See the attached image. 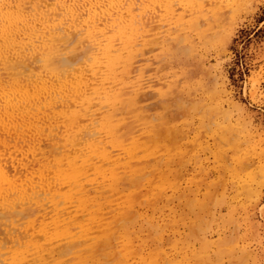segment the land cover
Listing matches in <instances>:
<instances>
[{"label": "rangeland", "instance_id": "374dc122", "mask_svg": "<svg viewBox=\"0 0 264 264\" xmlns=\"http://www.w3.org/2000/svg\"><path fill=\"white\" fill-rule=\"evenodd\" d=\"M26 1L28 10L39 2L54 11L63 6V2L74 3L75 0ZM79 1L83 0H76V4ZM117 1L109 3V0H101L102 4L94 0L93 4L98 6L96 12L100 17L102 14V18L108 10L107 14L112 12L113 17L134 18L138 21L136 26H139L140 19L144 28L137 26L138 29L131 35V42L121 44L122 47L128 45V48L123 50L124 60L112 74L108 77L98 74L102 79H97L107 84V93L100 91L101 94H97L92 86V77L95 79L92 60L97 53L96 47L85 34L81 35L83 28H79L80 31L71 29L69 37L57 42L59 54L56 53L52 61L58 62L59 66L62 56L65 58L61 61L69 59L76 63L74 71L70 61L71 69L60 64L59 72L64 70L62 77H66L72 75L63 76L70 70L71 73L77 72L75 76L81 74L86 81L91 79L89 83L94 95L90 87L87 96H83L85 98L66 90L68 94L71 92L68 96L70 100H66L71 102L72 107L67 101L66 106L69 107L67 110L70 107V111L75 110L71 111L72 115L62 113L63 107L49 110L41 104L39 113L32 109L31 118L38 116L35 120L27 117L22 121L18 117L22 122L15 119L16 126L9 121L0 124V165L5 166L6 163V166L8 164L15 169V165L25 162L27 168L24 164L21 166L33 171L30 173L25 169L24 172L22 169L21 177L14 178L17 186L24 182L22 188L29 195L20 190L21 186L10 188L8 183L0 184V194L4 195H0V264H264V0ZM63 8L55 11L56 15L61 12V16L57 17L63 18L64 25L68 16L66 8ZM114 9L121 13L116 10L118 14H115ZM83 13L81 19L88 16L87 10ZM136 14H140L139 19H136ZM127 15L130 17L127 18ZM39 44L30 45V51H34V46ZM8 55H4L11 58H7V62L10 60L8 64L6 59L2 61L3 58H0V67L3 64L5 68L2 65V72L6 73L5 78L0 73V87L4 86L5 90L13 83V79L8 82V77L12 78L8 67L16 62L13 56ZM43 55V59L41 55L35 58L37 55L32 53L26 57L25 65L28 62L32 70L27 66L21 70L25 72L21 78L26 82L30 75L33 81L39 70L41 77L51 78L48 67H45L46 55ZM5 79L8 82L6 85ZM4 88H0V93ZM129 89L134 90H130L131 102L125 107L130 96ZM112 91L115 93L112 94ZM90 109L93 111L88 112ZM101 112L103 115L99 114V118L102 116V120L98 118L99 123L94 118ZM48 114L50 118L62 117V114L67 117L58 118L60 123L57 117L56 122L55 118L50 122ZM75 115L79 116L80 125L83 124L81 130L74 129L76 124L72 116ZM37 121L42 124H37ZM91 123L93 128L100 126V129L91 128ZM35 124L39 128L36 132L32 131ZM10 125L13 129L9 128ZM20 125L24 130L29 129L25 133L27 136L32 131L35 137L31 134V140L24 138L26 135L22 134L25 131L23 128L20 130ZM2 126L4 129H1ZM39 126L45 128H41L43 135L39 133ZM55 127L58 128L54 132L52 129ZM64 130L69 133L73 130L70 137L75 136L76 141L71 142ZM94 130H101L100 136L95 132L98 138ZM2 131L8 135H2ZM46 133L53 134L46 136ZM37 142L45 144V147L41 146L42 151L46 150L45 155H41L43 152ZM33 143L38 149L32 146ZM59 144L60 147L66 145L67 153L59 151L63 148ZM22 150L29 154L28 157ZM32 150L38 153L37 156L30 154ZM57 152L61 154L59 157ZM42 157L48 158V161L41 160ZM71 157L78 162L75 166L76 185L64 181L73 174L71 162L74 163V160ZM51 161L54 165L62 163V167L55 165L58 171L55 167L54 170L49 163ZM44 163H47L46 166H43ZM12 168H8L9 173L15 175L11 172ZM17 169L20 170L19 167ZM50 175L61 180L51 179L50 182ZM26 177L30 178V183ZM41 180H44L43 187L40 186ZM33 183L40 186L39 191L37 187L35 190ZM9 188L18 192H10ZM31 190L33 196L41 191L48 198L43 194L32 197ZM21 195H24L23 199ZM42 224H45L44 227Z\"/></svg>", "mask_w": 264, "mask_h": 264}, {"label": "bare ground", "instance_id": "6f19581e", "mask_svg": "<svg viewBox=\"0 0 264 264\" xmlns=\"http://www.w3.org/2000/svg\"><path fill=\"white\" fill-rule=\"evenodd\" d=\"M28 1H31V0H28ZM64 1V0H63ZM74 1V0H73ZM72 1V2H73ZM76 1V0H75ZM74 1V3H68V2H63V6H60V7H65L66 8V12L67 13H65L68 17L66 18V24H64V25H66V26H64L63 25V23L64 22H62V21H64V20H62V19H60V18H58L57 16H61L60 14H61V12H60V14H59V12H58V14L59 15H56L57 14V9H59L60 7H57V9H55L54 11H50L51 10V8H46L45 6H43V4L42 5H40L39 4V2H36V3H38V4H34L33 6H32V8L33 9H27V7L26 6H28V5H26V0H0V58L2 57L3 59H2V61L3 60H5V63L7 62V56H6V58H5V56L4 55H8L9 57H10V55H11V57L12 58H14V60L16 61L15 63H13L14 61H13V59H12V63L10 64V66L8 67L9 68V71L8 72H11V76H12V78H9L8 77V82H10L11 83V81H9L10 79H13V83L12 84H10L9 86L10 87H7L6 86V89L7 90H5V88H4V86H3V88H4V90H1L2 92L0 93V124H1V122H2V124H4L3 122H5V121H9V122H13L14 123V121H16L17 120V118L19 117L21 120L22 119H26L27 117H29L28 119L30 120V118H31V116H32V111L34 110V109H36L37 111H38V113H39V110L41 109L40 107H41V104H43V106H44V108H46L47 107V109L49 108V110H50V108H51V110L52 109H56L57 107H63L62 109H61V111H64V112H62V113H68V115H72L71 113L72 112H74V111H70V109H71V107H72V104H71V102L69 101H67L66 100V98H68V100H70V98L68 97L69 96V94H71V92H72V95H74V94H77V95H79L81 98H85V97H83V96H85L86 95V93H87V90H88V87H90V81H91V79L90 78H88V79H90V81H86V79L84 80V78L81 76V74L80 75H77V76H75V73L77 74V72H73V73H71L70 72V70L68 71L69 73H67V74H65V75H63V76H66V75H71V76H66V77H62V73L64 74V70L63 71H60L59 72V67L61 68V66H60V64L62 65V67L63 66H65L66 68L68 67L69 69H71L72 68V71H74L73 70V68L76 66V63H74V62H71L68 58V60H66L65 62H63V61H61V60H63L64 58H62V56L61 55H58L59 57L61 56V60H59L61 63L59 64V66H58V62H57V64L56 63H54L53 61H52V57L56 54V53H58L57 52V42L58 41H63V39L67 36V37H69L68 36V32H70V30L72 29V30H75V29H77L78 31H80V29L79 28H83V29H81L82 31H81V33H83V34H81L80 32H79V34H81V35H83V36H87L91 41H92V44L96 47V49H97V53H95L96 54V56H92L93 57V65H92V69H93V72H94V76H95V79L92 77V79H93V81L94 82H92L93 84H92V86H94V90L96 91V93L97 94H101V92L100 91H105V93H107L106 92V87H105V85H107L106 83L104 84L103 83V80H101L102 79V77H108V76H110L111 74H112V72L114 71V68L115 67H117L118 65H120L122 62H123V50H126L127 48H128V45L127 46H123L122 47V45L121 44H129L130 42H131V38H132V34L136 31V29H138V27L140 28L141 27V29H143L142 28V25L140 24L141 23V20L139 19V15H137L138 16V18H136V19H139V26L137 27L136 26V23L138 22L137 20H135L134 18H129V19H126V17H122V16H119V17H113V14H112V12H109V14H107V11H106V13L104 14V18H102L103 16H102V14H101V17H100V15H98L99 13H97L98 11L96 10V9H98L99 10V8H97L96 7V4L94 5L93 4V2H94V0H83L84 1V3L81 5L80 3L81 2H83V1H79L78 3L79 4H76V2ZM96 1V3H100L101 2V0H95ZM104 1V0H103ZM106 1V0H105ZM110 2L109 3H112L114 0H109ZM122 1V0H121ZM135 1V0H134ZM138 1V0H137ZM155 1V0H154ZM108 2V1H107ZM107 2H105V4H107ZM116 2H119V1H117L116 0ZM130 1H127V3H129ZM133 2V1H132ZM140 2V1H139ZM139 2H138V4H139ZM42 3V2H41ZM59 3V2H58ZM62 2H60L59 4H61ZM102 3V2H101ZM104 3V2H103ZM102 3V4H103ZM108 3V4H109ZM126 3V2H125ZM124 3V4H125ZM133 3H136V1L135 2H133ZM28 4V3H27ZM58 4V5H59ZM101 4V5H102ZM107 4V5H108ZM115 4H117V3H115ZM115 4H113V5H115ZM130 4H132L131 2H130ZM156 4V3H155ZM62 5V4H61ZM66 5H67V7H66ZM81 5V6H80ZM136 6H138L137 4H135ZM154 5V4H153ZM105 6V5H104ZM121 6H122V4L120 5V8H121ZM126 6H129V5H127L126 4ZM155 6V5H154ZM55 7H56V5H55ZM102 7V6H101ZM116 7V6H115ZM124 7H125V5H124ZM29 8V7H28ZM52 8H53V6H52ZM65 8H63V9H65ZM119 8V7H118ZM120 8H119V10H120ZM130 8H132L131 7V5H130ZM50 9V10H49ZM54 9V8H53ZM109 9L110 10H112L111 9V7H109ZM121 9H123V7L121 8ZM128 9V8H127ZM135 9V8H134ZM85 10H87V13H88V16L86 17V18H84V19H81L82 17L81 16H83L84 15V13L83 12H85ZM117 10V9H116ZM115 9H114V11H116ZM119 10H117V11H119ZM136 10V9H135ZM60 11H62V9L60 10ZM64 12H65V10H63ZM97 11V12H96ZM113 11V12H114ZM116 11V12H117ZM123 11V10H122ZM82 12V13H81ZM115 12V14H118V12L116 13ZM128 12H130V11H128ZM135 12V11H134ZM138 12V11H137ZM111 13V14H110ZM121 12L119 11V14H120ZM125 13H127V12H125ZM140 13V12H139ZM81 14H83V15H81ZM128 14V13H127ZM135 14V13H134ZM56 15V16H55ZM81 15V16H80ZM126 15V14H125ZM128 16L129 15H127V18H128ZM66 17V16H65ZM130 17V16H129ZM133 17V16H132ZM134 17H136V16H134ZM137 21V22H136ZM140 32H141V30H139ZM144 32V31H143ZM142 33V32H141ZM85 34V35H84ZM135 35V34H134ZM141 35V34H140ZM83 36H82V38H83ZM87 37H86V39H87ZM139 39H140V37H139ZM66 40V39H65ZM67 40H68V38H67ZM71 40V39H70ZM139 41V40H138ZM69 41H67V43H68ZM35 43L36 44H39L38 46L36 45V46H34L35 48H34V51H30V45H35ZM62 43V42H61ZM119 43V44H118ZM137 44V43H136ZM139 44H140V42H139ZM91 45V44H90ZM59 46V45H58ZM138 47V46H137ZM138 49V48H137ZM61 52V51H60ZM32 53V55L34 54V55H37L35 58H37L38 56H40L41 55V57H42V59H43V57H44V55L43 54H45L46 55V57H45V59H46V61H47V63H45V67H48L47 69H48V71L51 73V80L49 79V77H45V78H43V76L41 77V75H40V73L41 72H37L35 75H37V76H35V78H34V80L32 81V79H31V75H30V79L28 80V82H26L23 78H21V77H23L22 75H24V73H23V71H21V70H23L24 69V67L25 66H27V67H29V69H30V65L29 64H27L26 63V65H25V62H26V57L28 58V56L30 57V54ZM59 54V53H58ZM57 57V56H56ZM92 57H89V58H92ZM81 58H84V57H82L81 56ZM8 59H10L11 60V58H8ZM40 59V58H39ZM54 59H56L55 57H54ZM71 59V58H70ZM85 59V58H84ZM1 60V59H0ZM10 60H8V62H7V64L9 63V61ZM28 60V59H27ZM58 60V59H57ZM86 60H87V58H86ZM29 61V60H28ZM38 61V60H37ZM43 61V60H42ZM69 61L72 63L71 64V66H69ZM91 61V62H92ZM30 62H31V59H30ZM63 62V63H62ZM76 62V61H75ZM89 62H90V60H89ZM4 63V62H3ZM44 63V62H43ZM74 63V64H73ZM32 64V66H34L33 65V63H31ZM3 64H1V67H3L2 66ZM29 65V66H28ZM44 65V64H43ZM75 65V66H74ZM8 66V65H7ZM91 66V65H90ZM1 67H0V73L2 72V69H1ZM41 67H42V65H41ZM71 67V68H70ZM3 68H5V66L3 67ZM39 68H40V66H39ZM43 68V67H42ZM42 68H40L41 69V71L43 70ZM67 68V69H68ZM25 69H26V67H25ZM28 69V68H27ZM28 69V70H29ZM33 69V68H32ZM79 69V68H78ZM78 69H76V71H78ZM91 69V68H90ZM28 70H26V71H28ZM31 70V69H30ZM33 70H35V69H33ZM134 70V69H133ZM32 71V70H31ZM47 71V70H46ZM47 71V72H48ZM33 72H36V71H33ZM32 72V73H33ZM43 72H45V71H43ZM42 72V73H43ZM62 72V73H61ZM66 72V71H65ZM134 72V71H133ZM3 73V72H2ZM23 73V74H22ZM39 73V74H38ZM49 73V74H50ZM81 73V72H80ZM92 73V72H91ZM104 74L102 77H100V75L98 76V74ZM45 74V73H44ZM46 74H48V73H46ZM48 74V75H49ZM61 74V75H60ZM79 74V73H78ZM82 74H83V71H82ZM2 75V77L3 78H5V76H6V73H3V74H1ZM1 75H0V77H1ZM5 75V76H4ZM38 75H40V76H38ZM47 75V76H48ZM91 75H93V74H91ZM50 76V75H49ZM84 76V75H83ZM88 76H90V72H89V75ZM117 76V75H116ZM33 77V76H32ZM70 77V79L71 78H73V79H71V80H68V78ZM85 77V76H84ZM97 77L99 78H101L100 80L99 79H97ZM2 78V79H3ZM7 78V77H6ZM53 78H55V80H53ZM79 78V80H77ZM87 78V77H86ZM28 79V78H27ZM106 80V79H105ZM0 81L2 82V80H1V78H0ZM4 81V80H3ZM112 81V80H111ZM0 82V83H1ZM5 84L4 85H6V79H5ZM7 82V83H8ZM128 82V81H127ZM110 83V82H109ZM112 83V82H111ZM2 85V84H1ZM111 85V84H110ZM115 85V84H114ZM113 85V86H114ZM117 85V84H116ZM91 86V87H92ZM91 87H90V92H92V89H91ZM1 89H3L2 88V86L0 87ZM134 88V87H133ZM114 89V88H113ZM112 89V90H113ZM66 90H70L71 92L68 94L67 93V91ZM115 90V89H114ZM130 90H134V89H129L128 91H130ZM89 91V90H88ZM111 91V90H110ZM109 92V91H108ZM113 92L114 91H112V94H113ZM133 92V91H132ZM105 93H103L105 96H107ZM115 93V92H114ZM131 93V91L129 92V94ZM65 94L67 95V97H65ZM92 95H94L93 94V92L91 93ZM132 94V93H131ZM131 94H130V96L128 97V99L131 97ZM110 95V94H109ZM87 96V95H86ZM100 96H102V95H100ZM99 96V97H100ZM113 96V95H112ZM111 96V97H112ZM75 97H77L76 95H75ZM97 97V96H96ZM104 97V96H103ZM78 98V100L80 99L81 100V98H79V97H77ZM126 98V97H125ZM75 99V98H74ZM97 99H98V97H97ZM126 100L128 103H126V105H125V107L126 106H128L129 105V101L131 100V98L129 99V100ZM79 100V101H80ZM84 100V99H83ZM93 100H96V99H93ZM92 100V101H93ZM66 101H67V103L68 104H71V105H69V106H71L70 107V109H68L69 111H70V114H69V111L67 110V108H69L68 106H66ZM82 101V100H81ZM80 101V102H81ZM85 101H87V100H85ZM83 102V101H82ZM90 102H91V100H90ZM131 102V101H130ZM85 103V102H84ZM87 103H88V101H87ZM91 103H94V102H91ZM97 103V102H96ZM101 103V102H100ZM76 103H74V105H75ZM82 104V103H81ZM128 104V105H127ZM86 105V104H85ZM88 105V104H87ZM99 105V104H98ZM97 104H96V106H98ZM101 105V104H100ZM43 106H42V108H43ZM46 106V107H45ZM73 107H75V106H73ZM102 107H104V108H106V106H102ZM124 107V108H125ZM65 108H66V110H65ZM90 108H93V107H90ZM104 108H102V111H104L103 109ZM33 109V110H32ZM94 109H96V108H94ZM45 110V109H44ZM56 110H59V108L58 109H56ZM83 110V109H82ZM82 110H80V111H82ZM87 110V109H86ZM93 111V109H90L88 112H92ZM109 110H110V108H109ZM108 110V111H109ZM68 111V112H67ZM84 111V110H83ZM95 111V110H94ZM108 111H106V113H108ZM128 110L126 109V112H127ZM41 113H42V111H40ZM46 112V111H45ZM110 112V111H109ZM36 114H38L37 112H35ZM44 113V112H43ZM42 113V114H43ZM48 113V112H47ZM47 113H45V114H47ZM56 113V112H55ZM84 113V112H83ZM94 113H96V112H94ZM105 113V114H106ZM35 114V115H36ZM41 114V115H42ZM50 114V113H49ZM49 114H48V117H49ZM56 114H59V112H57ZM98 115H96V116H98V117H96V118H94V119H96L98 122L100 121V120H102V116H100V118H99V114H101V115H103L102 114V112L101 113H97ZM34 115V116H35ZM38 115H40V114H38ZM44 115V114H43ZM54 115V114H53ZM108 115V114H107ZM118 115V114H117ZM57 116H59V115H57ZM57 116H53V118H55V122H56V117ZM90 116V115H89ZM88 116V117H89ZM95 116V115H94ZM35 117H38V116H35ZM34 117V118H35ZM40 117V116H39ZM61 117V116H60ZM60 117H57V120H58V118H60ZM62 117H67V115H65L64 114V116H63V114H62ZM61 117V118H62ZM70 118H71V116H69ZM92 117V116H91ZM19 118H18V120H19ZM33 118V119H34ZM43 118V117H42ZM50 118V117H49ZM53 118H50V119H48L47 118V120H50V122H51V119H53ZM72 118H74L75 119V126H74V129H78V130H81L82 129V126H83V124H82V126L80 125V123H82V122H80L79 123V116L78 115H75L74 117L72 116ZM98 118L100 119V120H98ZM142 118V117H141ZM16 119V120H15ZM32 119V118H31ZM32 119V120H33ZM41 119V118H40ZM67 119V118H66ZM129 119V118H128ZM18 120H17V122H18ZM35 120V119H34ZM44 120V119H43ZM81 120H83V119H81ZM88 120H89V118H88ZM105 120V119H104ZM134 120V119H133ZM132 120V121H133ZM20 121V120H19ZM23 121V120H22ZM22 121H20V122H22ZM26 121V120H25ZM40 121V120H39ZM45 121H46V119H45ZM53 121V122H54ZM59 121V123H60V120H58ZM87 121V120H86ZM112 121V120H111ZM135 121V120H134ZM140 121H141V119H140ZM30 122V121H29ZM42 122V121H41ZM44 122V121H43ZM49 122V121H48ZM49 122V123H50ZM54 122V123H55ZM63 122H65L64 120H63ZM62 122V123H63ZM68 122V121H67ZM95 122V121H94ZM110 122V121H109ZM114 122H115V119H114ZM35 123H36V121H35ZM47 123V122H46ZM58 123V122H57ZM61 123V124H62ZM86 123V122H85ZM97 123V122H96ZM100 123V122H99ZM108 123V122H107ZM1 124V125H2ZM8 124V123H7ZM15 124V123H14ZM13 124V125H14ZM19 124V123H18ZM22 124V123H21ZM29 124V123H28ZM34 124V123H33ZM37 124H39L38 123V121H37ZM40 124H42V123H40ZM39 124V125H40ZM45 124V123H44ZM56 124V123H55ZM55 124H53V125H55ZM87 124V123H86ZM85 124V125H86ZM98 124V123H97ZM97 124H95L96 126H97ZM0 125V126H1ZM36 125V124H35ZM57 125V124H56ZM55 125V126H56ZM69 125H71L70 124V122H69ZM94 125V126H95ZM102 125H104V123H102ZM136 125H138V124H136ZM15 126H16V124H15ZM27 126V125H26ZM29 126V125H28ZM38 125H36V127H37ZM47 126H49V124L47 123ZM52 126V125H51ZM73 126V125H72ZM91 128H93V125H92V123H91ZM11 127V129H13L12 128V126L10 125L9 126V128ZM20 127H21V125H20ZM35 127V126H34ZM35 127V128H36ZM40 127V126H39ZM46 127V126H45ZM58 127H60V126H58ZM58 127H55L54 129H52L53 131L54 130H56ZM98 127V126H97ZM100 127V126H99ZM98 127V129H100ZM22 128H23V130H24V127H21L20 128V130H22ZM25 128H30V127H25ZM32 128V127H31ZM35 128H32V129H34V130H32V131H37V130H39V128L38 129H35ZM41 128H42V126L40 127V131H39V133H41L42 134V132H41ZM44 128V127H43ZM42 128V129H43ZM65 128H68L67 126H65ZM85 128V127H84ZM89 128H90V126H89ZM90 128V129H91ZM95 129H97L96 127H94ZM93 128V129H94ZM135 128V127H134ZM142 128V127H141ZM1 129H4V127L2 126V128ZM6 129H8V127L6 128ZM16 128H14V130H15ZM19 129V128H18ZM45 129V128H44ZM50 129V130H51ZM70 128H68L67 130H69ZM92 129V130H93ZM97 129V130H98ZM123 129V128H122ZM10 130V129H9ZM19 130V131H20ZM29 130V129H28ZM28 130H24L25 132H23V134H22V136H24V134L25 133H27L26 131H28ZM46 130H47V128H46ZM67 130H64V132L65 131H67ZM89 130V129H88ZM92 130H91V134H92ZM136 130H138V128L136 129ZM136 130H135V132H136ZM7 131V130H6ZM19 131H17V132H19ZM32 131H30L31 132V134L33 135L32 137H35V135H34V133L32 132ZM35 131V132H36ZM72 132H73V130H71ZM71 131H70V133H71ZM101 130H99V131H95L94 130V134L96 135V133L98 132V136H100V132ZM11 132V131H10ZM14 132H16V131H14ZM16 132V133H17ZM44 132V131H43ZM48 132V131H47ZM52 132V131H51ZM55 132V131H54ZM76 132V131H75ZM96 132V133H95ZM5 134V136H6V134L7 133H5V132H3L2 131V135H4ZM12 133H13V131H12ZM11 133V134H12ZM20 133V135H21V131L19 132ZM38 133V132H37ZM67 133V136L69 137L68 139H70V141L71 142H74V141H76V138H75V136H72V137H70L71 136V134L67 131L66 132ZM15 134V133H14ZM31 134H29V136L31 135ZM45 134V133H44ZM47 134H48V136L51 134V133H46V136H47ZM53 134V133H52ZM51 134V135H52ZM70 134V135H69ZM82 134V133H81ZM102 134V133H101ZM137 134H138V132H137ZM141 133H139V135H140ZM8 135V134H7ZM18 135V134H17ZM16 135V137H19V136H17ZM26 135V134H25ZM38 135V134H37ZM43 135V134H42ZM50 135V136H51ZM63 135H64V133H63ZM66 135V134H65ZM95 135H94V140H95ZM10 136H12V135H10ZM29 136H25L24 138H29L30 139V137ZM87 136V135H86ZM97 136V135H96ZM98 136H97V138H98ZM104 136V135H103ZM4 137V136H3ZM8 137V136H7ZM13 137H15V136H13ZM15 137V138H16ZM39 137V136H38ZM37 137V138H38ZM66 137V136H65ZM89 137V136H88ZM91 137V136H90ZM89 137V138H90ZM22 138V137H21ZM36 138V140H38ZM45 138V137H44ZM64 138V137H63ZM141 138H142V136H141ZM4 139V138H3ZM19 139V138H18ZM33 140H34V138H32ZM65 139V138H64ZM7 140H9V139H7ZM26 140V139H25ZM31 140V139H30ZM29 140V141H30ZM33 140H32V142H33ZM41 140V136H40V139H39V141ZM46 139H44V141H45ZM87 140V139H86ZM92 140V139H91ZM141 140V139H140ZM142 140H143V138H142ZM28 141V140H27ZM43 141V140H42ZM43 141V142H44ZM69 140H68V142H70ZM96 141H98V139H96ZM100 141V140H99ZM4 142V141H3ZM5 142H7V141H5ZM4 142V143H5ZM7 143H9V142H7ZM15 143V142H14ZM29 143V146L31 147V145H30V142H28ZM45 143H46V141H45ZM60 143V142H59ZM2 144V143H1ZM0 144V145H1ZM13 144V143H12ZM27 144V143H26ZM43 145H44V147H45V144L44 143H42ZM42 144L41 145H39L38 144V142H37V145L38 146H40V148H39V150L42 148L41 146H42ZM66 144V143H65ZM64 144V146H66ZM141 143H139V145H140ZM4 145V144H3ZM3 145H2V147H3ZM9 145V144H8ZM11 145V144H10ZM9 145V146H10ZM21 145V144H20ZM24 145H25V142H24ZM37 145H35L34 146V143L32 144V146H34L35 148H36V146ZM85 145V144H84ZM87 145H88V143H87ZM11 146H14V145H11ZM17 146V145H16ZM37 146V147H38ZM64 146H62L61 145V147H60V144H59V147L60 148H64ZM7 147V146H6ZM21 147V146H20ZM29 147V149L31 150V148ZM32 148V149H34L35 150V148ZM43 147V148H44ZM100 147V146H99ZM11 148V147H10ZM13 148H15V146L13 147ZM26 148H28V146L26 147ZM25 148V149H26ZM60 149L59 151H62L61 153L63 154V153H67V152H65V148L64 149ZM77 148V147H76ZM80 148H81V146H80ZM9 149V148H8ZM20 149V148H19ZM36 149H38V148H36ZM68 149V148H67ZM74 150H75V148H73ZM79 149V148H78ZM10 150V149H9ZM16 150H18V149H16ZM70 150V149H69ZM4 151H6L5 150V148H4ZM4 151H3V153H4ZM8 151V150H7ZM11 151H12V149H11ZM29 150H27V152H28ZM36 151H38V150H36ZM41 152H43L41 155H45V153H46V150H45V148H44V151H42V149L40 150ZM67 151V150H66ZM71 151V150H70ZM89 151V150H88ZM19 152L20 151H18V154H19ZM21 152H24V154L25 155H27V153H25V151H21ZM20 152V156H23V155H21L22 153ZM45 152V153H44ZM7 153V152H6ZM9 153V156H10V152H8ZM33 153H35V155L37 156V154L38 153H36V152H33V150H32V153H30L31 155H33ZM58 153V152H57ZM60 153V152H59ZM59 153H58V157L61 155H59ZM73 153H75V152H73ZM14 154H16V152H14ZM17 154V155H18ZM134 154V153H133ZM29 155V154H28ZM28 155L26 156V157H28ZM30 155V156H31ZM57 155V154H56ZM78 155V154H77ZM131 155V154H130ZM8 156V157H9ZM16 156V155H15ZM20 156H18V157H20ZM36 156H33L34 157V159H36L35 157ZM40 156V155H39ZM38 156V157H39ZM65 156V155H64ZM17 157V158H18ZM24 157V156H23ZM22 157V158H23ZM25 157V158H26ZM33 157H32V159H33ZM55 157V156H54ZM68 157H70V155H68ZM73 157V156H72ZM71 157V158H72ZM2 158V157H1ZM0 158V159H1ZM6 158H7V156H6ZM5 158V159H6ZM21 158V159H22ZM53 158V157H52ZM91 158H93V156L91 157ZM95 158V157H94ZM29 159V158H28ZM41 160L42 159H44L43 157L42 158H40ZM39 159V160H40ZM46 159V158H45ZM44 159V160H45ZM48 159V158H47ZM46 159V160H47ZM73 159V158H72ZM7 160V159H6ZM12 160V159H11ZM31 160V159H30ZM30 160H27V161H29L30 162ZM50 160H52L51 159V157H50ZM49 160V161H50ZM53 160H54V158H53ZM52 160V161H53ZM74 160V163L73 162H71V167H72V173L73 174H71L72 176L71 177H69V178H65V180H64V178H63V180L64 181H67V182H69V183H73V184H77V173H76V170H75V166L77 165V159L75 158V159H73ZM17 161V160H16ZM15 161V163L17 164V162ZM31 161H34V160H31ZM48 161V160H47ZM49 162V163H51V166H53V167H51V168H53L54 169V167H55V169L57 170L58 168H56V166L55 165H60V164H58L57 162V164H55L54 165V163L53 162ZM57 161V160H56ZM64 161V160H63ZM62 161V162H63ZM66 161V160H65ZM0 162H1V160H0ZM3 162V164H4V160L2 161ZM19 162V161H18ZM21 162V161H20ZM23 162V161H22ZM41 162V161H40ZM43 162V161H42ZM46 162V161H45ZM86 161H83V163H85ZM7 163H8V161H7ZM11 163V162H10ZM13 163V162H12ZM52 163H53V165H52ZM66 163V162H65ZM21 164H24L23 166H25L26 168H27V166L25 165V162L24 163H21ZM21 164H20V166H21ZM27 164H29L28 162H27ZM31 164V163H30ZM29 164V165H30ZM32 164H34V163H32ZM38 164H40V163H38ZM45 164V165H44ZM43 164V166H46V164L47 163H44ZM11 165V164H10ZM13 165V164H12ZM11 165V166H12ZM19 165V164H18ZM18 165H15V167L17 166V168L19 167V171H20V174H19V171H18V169L17 168H12V167H10V166H8V164H7V166H6V163H5V166H2V165H0V184H2V185H4L5 183H8L9 184V187L10 188H16V187H18V186H21V188L23 187L22 185H24V182H23V184L22 185H16V183H18V182H16V180L18 179H16V177H21V170L23 169V171L26 169L25 167H23V166H18ZM37 165V164H36ZM35 165V166H36ZM42 165V164H41ZM41 165H40V167H41ZM48 165H50V164H48ZM83 165V164H82ZM31 166V165H30ZM29 166V167H30ZM69 166V165H68ZM13 167H14V165H13ZM37 167V166H36ZM48 167H50V166H48ZM59 167V166H58ZM60 167H62V163H61V165H60ZM63 167H65V166H63ZM8 168H9V170H10V168H12V170L13 171H11L12 173H14L15 175H13V174H10L9 173V170H8ZM30 168H32V167H30ZM42 168H45V167H42ZM47 169V168H46ZM50 169V168H49ZM54 169V170H55ZM27 170V169H26ZM36 170H37V168H36ZM16 171H18L17 173H16ZM27 171H29V170H27ZM32 171V170H31ZM38 171V170H37ZM42 171V170H41ZM41 171H39V174H40V172ZM47 171H48V169H47ZM51 171V170H50ZM58 171V170H57ZM111 171V170H110ZM25 172V171H24ZM30 172V171H29ZM29 172H28V174H29ZM33 172V171H32ZM32 172H30V173H32ZM53 172V171H52ZM51 172V173H52ZM34 173H35V171H34ZM33 173V174H34ZM37 173V172H36ZM35 173V174H36ZM43 173H44V169H43ZM43 173H42V175H43ZM46 173V172H45ZM48 173V172H47ZM46 173V174H47ZM53 173H55V172H53ZM19 174V175H18ZM23 174V173H22ZM28 174H26V175H28ZM106 174V173H105ZM30 175H32V174H30ZM37 175V174H36ZM56 174H54L53 176H55ZM103 175V174H102ZM33 176V175H32ZM32 176H30V178H32ZM35 176V175H34ZM40 176H41V174H40ZM50 176H52V175H50ZM51 177L50 178V182H52V181H54V180H57L56 178H58V176L56 177V178H54V177ZM25 177V176H24ZM36 178H38L39 176H35ZM12 178L14 179L13 181H12ZM27 178V177H26ZM30 178L28 179H26L28 182L30 181ZM36 178H34V179H36ZM44 178V175H43V177H42V179ZM20 179V178H19ZM25 179V178H24ZM23 179V180H24ZM39 179H41V177L39 178ZM39 179H37L36 181H34V182H37ZM49 179V178H48ZM47 179V180H48ZM51 179H53L52 181H51ZM26 180H25V182H26ZM61 180V179H60ZM60 180H57V181H60ZM21 181V180H20ZM45 181H46V179H45ZM57 181H55V184L57 183ZM64 181H62V182H64ZM31 182H33V180H31ZM40 182V181H39ZM38 182V183H39ZM41 182H42V180H41ZM40 182V183H41ZM43 182H44V180H43ZM43 182L41 183V185L40 186H42L43 187V185H45V184H43ZM4 183V184H3ZM20 183H22V181L20 182ZM27 183V182H26ZM30 183V182H29ZM37 183V184H38ZM49 184V182H46V184ZM59 183V182H58ZM57 183V184H58ZM34 184V183H33ZM43 184V185H42ZM47 184V185H48ZM51 184V183H50ZM53 184H54V182H53ZM60 184V183H59ZM7 185V184H6ZM31 185H32V183H31ZM30 185V186H31ZM35 185V190H36V184H34ZM25 186H26V184H25ZM33 186V185H32ZM32 186H31V189H32ZM39 185H38V187H40ZM56 186V185H55ZM60 186H62L61 184H60ZM64 186V185H63ZM86 186H87V183H86ZM89 186V185H88ZM88 186H87V189H88ZM27 187H28V183H27ZM38 187H37V190H38ZM46 187V186H45ZM59 187V186H58ZM57 187V188H58ZM72 187V186H71ZM9 188V189H10ZM30 188V187H29ZM33 188H34V186H33ZM49 188V187H48ZM47 188V190H50V189H48ZM52 188H54V186L53 187H51V189ZM25 189H26V187H25ZM45 188H43V190H44ZM59 189H61V187H59ZM62 189H63V187H62ZM3 191H5L4 189H2ZM8 190V189H7ZM6 190V191H7ZM11 190L12 189H10L9 191L11 192ZM14 190H16V189H14ZM14 190H12L13 192H15V193H17L18 191H14ZM18 190H19V188H18ZM21 191L23 190L25 193H27L23 188L22 189H20ZM42 190V189H41ZM54 190V189H53ZM52 190V191H53ZM57 190V189H56ZM56 190H54V191H56ZM0 191H1V189H0ZM9 191H7V193L9 192ZM28 191V190H27ZM39 191V190H38ZM46 190H44V192H45ZM66 192V191H65ZM1 193H2V191H1ZM4 193V192H3ZM32 193H33V191L31 190V192H30V194L32 195ZM46 193V192H45ZM45 193L43 194V192H39V194H43V195H45ZM49 193V192H48ZM47 193V194H48ZM53 193V192H52ZM52 193H50V195L52 194ZM69 193V192H68ZM6 194V193H5ZM28 194V193H27ZM34 194V193H33ZM39 194H37L36 193V195L37 196H39ZM83 194V193H82ZM1 195V194H0ZM11 195H12V193H11ZM29 195V194H28ZM35 195V196H36ZM49 195V197L51 198V196ZM53 195V194H52ZM55 195V194H54ZM56 195H57V193H56ZM87 195V194H86ZM85 195V196H86ZM2 196V195H1ZM4 196V195H3ZM2 196V197H3ZM9 196V195H8ZM19 196H20V194H19ZM23 196L24 195H21V197H22V199H23ZM35 196H33L32 195V197H35ZM83 196V195H82ZM85 196H83V197H85ZM30 197V196H29ZM45 197H46V195H45ZM6 198V197H5ZM19 198V197H18ZM25 198L26 199H28V197H26L25 196ZM25 198H24V200H25ZM39 198H43V197H39ZM38 198V202H40L39 199ZM46 198H48V197H46ZM62 198H64V197H62ZM14 199V198H13ZM43 199H45V198H43ZM29 200V199H28ZM27 200V201H28ZM31 200H33V199H31ZM2 201H3V199H2ZM18 201V200H17ZM23 201V200H22ZM27 201H25V202H27ZM34 201V200H33ZM48 201V200H47ZM19 202V201H18ZM18 202H15L14 201V203H18ZM25 202H22V203H25ZM30 202V201H29ZM42 202V201H41ZM21 203V202H20ZM33 203H35V202H33ZM37 203V202H36ZM35 203V204H36ZM5 204H7V203H5ZM57 204V203H56ZM55 204V205H56ZM21 205V204H20ZM34 205V204H33ZM86 205H88V203L86 204ZM85 205V206H86ZM16 206H17V204H16ZM22 206V205H21ZM20 206V207H21ZM26 206V205H25ZM2 208V207H1ZM14 209H15V206L13 207ZM22 208V207H21ZM20 208V209H21ZM82 208H83V206H82ZM10 210V209H9ZM15 211H17V210H15ZM63 212V211H62ZM16 213V212H15ZM22 213V212H21ZM64 213V212H63ZM62 213V214H63ZM5 214V213H4ZM69 214H71V213H69ZM64 215V214H63ZM63 215H62V217H63ZM66 215H67V213H66ZM69 216V215H68ZM20 217V216H19ZM14 219V218H13ZM62 219H64V218H62ZM9 220V219H8ZM58 220V219H57ZM77 220V219H76ZM13 221V220H12ZM61 221V220H60ZM54 222H55V220H54ZM68 222V221H67ZM95 222V221H94ZM32 223V222H31ZM75 224V223H74ZM89 224V223H88ZM92 224V223H91ZM43 225V227H44V225L45 224H42ZM57 226H59V224L57 225ZM90 227H92V226H90ZM74 228H77V227H74ZM75 230V229H74ZM48 231V230H47ZM92 232H94V231H92ZM92 232H90L91 234H92ZM81 238V237H80ZM74 243H76L75 242V240H74ZM73 243V244H74ZM72 244V245H73ZM101 244V243H100ZM77 245H75V247H76ZM100 246V245H99ZM103 246V245H102ZM106 246V245H105ZM69 247V246H68ZM107 247V246H106ZM71 248V247H70ZM102 248V247H101ZM104 248V247H103ZM68 249V248H67ZM72 249V248H71ZM68 251H70V250H68ZM95 251H96V249H95ZM20 256V255H19ZM3 260V259H2ZM11 260V259H10ZM9 261V260H8ZM13 263V262H12ZM21 262H17V264H20Z\"/></svg>", "mask_w": 264, "mask_h": 264}]
</instances>
